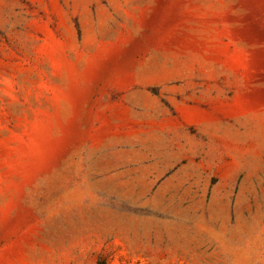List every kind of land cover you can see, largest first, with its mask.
I'll return each instance as SVG.
<instances>
[{"label":"rangeland","instance_id":"rangeland-1","mask_svg":"<svg viewBox=\"0 0 264 264\" xmlns=\"http://www.w3.org/2000/svg\"><path fill=\"white\" fill-rule=\"evenodd\" d=\"M0 264H264V0H0Z\"/></svg>","mask_w":264,"mask_h":264}]
</instances>
